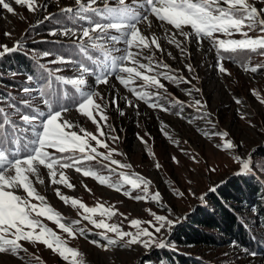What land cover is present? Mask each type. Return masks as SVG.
Listing matches in <instances>:
<instances>
[{
  "label": "snow or ice",
  "instance_id": "snow-or-ice-1",
  "mask_svg": "<svg viewBox=\"0 0 264 264\" xmlns=\"http://www.w3.org/2000/svg\"><path fill=\"white\" fill-rule=\"evenodd\" d=\"M75 3L79 6L77 18L88 21V26L64 27L61 34L77 38L79 53L83 57L78 65L80 75L76 78L57 76L55 79L62 84L72 85L76 89L79 95L72 96L71 103L75 105V111L96 125V134L67 118L72 108L65 105L56 94L51 80H48L39 93L41 97H45L42 102L47 106V113L20 114V120L26 125L33 126L30 139L13 136L12 133L4 131L5 125H11L14 131H18V128L9 114L0 108V254L17 257L22 264H31L34 256L28 253V249L22 242L43 245L58 254L66 264H89L86 254L70 246L68 240L60 234L63 233L70 239L83 237L90 229L80 227L81 219L95 229L102 230L98 234L106 243L100 240H91L89 243L104 251L113 248L132 249L133 246H139L148 252L154 248L163 249L169 242L160 238L159 234L162 231H170L178 223L177 220L169 219L166 215H159L149 210L152 219H131L129 226L135 231H125L119 224L108 222L118 214L124 215L114 206H106L103 203L88 206L78 198L63 194L60 188L56 187L55 195L65 205L80 210L78 215L81 219L66 222L65 216L48 203L46 196L38 190L37 184H45L41 169L47 170L46 175L52 185H62L68 189H73L74 184L70 181L66 170H74L83 177L94 179L100 185L122 192L130 199L150 200L157 204H160L162 200L159 191L150 194L151 180L139 173L123 171L132 166L113 158L123 153L110 147L107 140L116 142L119 137L105 132V127L111 132L115 129L108 124V116L102 105L97 102V97L102 99L100 93L91 87L86 89L83 87L87 84L86 75H93L98 85L109 84L110 78L114 75L115 79L138 100L144 101L153 109L159 108L167 112L169 109L162 104L150 102L159 99V92L150 93L132 86L139 80L142 81L141 88L167 91L165 84L161 82L162 79L177 84L192 83V80L183 75L173 74L174 70L167 63L156 60L154 54L143 57L148 61L147 63L141 62L140 57L144 50L152 48L161 52L164 50L161 44L162 39L178 49L181 56L191 55L188 44L193 39L197 44H202L205 39L209 40L218 58V71L226 75L231 73L224 65L225 60L236 62L240 53L264 56V8H258L251 0H102V6H98V0H75ZM14 4L23 6L32 13L39 11L42 7L39 0H14ZM0 7L7 13L18 15L13 3L9 0H0ZM61 11L71 13L73 9L66 8ZM80 12L92 13L98 18L93 19L88 15L80 16ZM51 18L49 14L44 17V20ZM154 25L163 29L162 37H158L153 31ZM113 32L117 34H112ZM149 32H151L150 35ZM250 33L258 34L253 36ZM50 34L55 36L57 32L53 31ZM237 34L241 38H232ZM3 35L11 38L13 32L5 31ZM221 35L225 38H220ZM121 43L125 47H117ZM22 47V41L19 39L14 40L11 46L0 42V58L16 53ZM42 55L48 57L51 53L45 51ZM168 55L171 56V52ZM57 62L70 63L71 61H66L63 57L59 58V61H50V63ZM240 63L245 72L255 74L264 70V64L250 67L242 61ZM40 67L43 68L44 65ZM185 67L188 72L195 71L191 64H186ZM27 79L31 81L33 77L28 76ZM192 79L197 77L193 76ZM194 90L200 92L199 88ZM23 91L28 93L30 89L24 88ZM192 91L193 89H189L187 94L191 95ZM252 95L256 97L259 104L264 105V96H261L260 92L253 89ZM23 103L27 105L28 101L25 100ZM112 103L116 104V101L113 100ZM127 103L128 106H132L131 101ZM177 103L181 102L177 101ZM235 103L240 105L242 101L236 98ZM189 106L196 107L197 111L206 107L199 99H195L194 104ZM9 107L14 108L15 105H9ZM116 107L119 108V105L116 104ZM120 115H124L123 111ZM241 119L246 120L250 128L256 127L248 113L242 114ZM213 135L225 138L221 145L225 150L234 151L240 147V144L228 139L227 131L213 133ZM140 139L146 143L142 137ZM100 149L106 151H100ZM175 159L173 157V160ZM191 159L198 163L195 155ZM234 160L238 164L236 175L249 174L256 168L254 157L248 153L235 155ZM93 161L107 169L109 175H103L98 169L89 166L88 162ZM155 167L160 168V164L156 163ZM118 169L120 170L119 179L113 181L111 174L117 173ZM210 171L214 172L215 168ZM84 187L87 189V185ZM136 190L141 191L143 195L134 196L133 192ZM173 191L181 198L185 195L179 189H173ZM216 191V185L207 189V192L215 193ZM191 194L195 195L194 192ZM205 195L197 198L204 202ZM97 216L101 218L96 219ZM45 220L54 224L59 231L49 227ZM109 233L113 235L110 236ZM245 251L247 252V249ZM35 259L41 258L35 256ZM140 264H152V261L146 258Z\"/></svg>",
  "mask_w": 264,
  "mask_h": 264
},
{
  "label": "rangeland",
  "instance_id": "rangeland-1",
  "mask_svg": "<svg viewBox=\"0 0 264 264\" xmlns=\"http://www.w3.org/2000/svg\"><path fill=\"white\" fill-rule=\"evenodd\" d=\"M9 2L13 3L15 12L18 15L7 13L6 10L0 7V42L11 46L14 40H21L23 47L19 51L34 57L41 64L43 63L47 66L48 70H46L51 73L52 87L55 89L56 94L65 105L71 106L72 111L67 114V118L87 131L96 134V125L75 111V105L71 103L70 98L79 95L76 89L72 85L62 84L55 79L57 76L76 78L80 75L78 65L81 61L64 58L66 61L71 62L50 63L53 60L59 61L61 57L58 54L43 57L42 53L45 52L44 50L38 47H35L36 49L30 48L32 44L46 40L72 43L79 46L76 37L62 35L60 27L53 28L57 25V21L54 22V18L57 19L58 15L68 13L61 11V9L72 8L73 12L71 13H77L79 6L76 5L75 0H39L42 6L41 9L32 13L23 6L15 5L14 0H9ZM251 2L258 8H264V0H251ZM98 6H102V0H98ZM49 14H51L52 18L44 20V17ZM97 18L95 17V19ZM50 23L55 24L52 30L44 31L43 28L48 27L47 25ZM76 23L80 27L88 26V21L86 20L84 23L82 21ZM141 27L143 28V26ZM5 31H12V37H5L3 35ZM53 31H56L57 35H51L50 33ZM153 31L158 37H162L164 34L163 29L157 25L153 26ZM112 34L117 33L113 32ZM148 34L150 35L151 32ZM257 34L250 33L253 36ZM220 38L225 37L221 35ZM232 38L239 39L241 37L237 34ZM161 44L164 49L162 52L157 51L155 48L144 50L140 57L141 62L147 63L148 61L143 57L154 54L156 60L167 63L174 70L173 74L183 75L187 79L192 80V83L177 84L162 79L161 82L165 84L167 91L141 88L142 81L139 80L132 86L138 90L149 91L150 93L159 92V99L150 102L162 104L169 111L165 112L159 108L153 109L144 101L138 100L115 79L114 75L110 78L107 85H98L95 83L93 75H86L87 84L83 86L85 89L91 87L100 93L102 99L97 97V102L104 108L105 114L108 116V124L115 129L114 132H111L110 129L105 127V132L119 137L116 142L110 139L107 140L110 147L116 148L120 153H123V155H116L113 158L132 166L130 169L123 171L139 173L151 180L150 194L159 191L162 197L160 204L150 200L136 201L130 199L125 197L122 192H116L100 185L94 179L83 177L82 174L75 173L74 170H66L70 181L74 184L73 189L65 188L62 185H52L47 178V170L41 169L45 184H37L36 186L40 193L46 196L48 203L65 216L66 222L81 219V216L78 215L80 210L74 209L70 205H65L55 195L54 189L56 187H59L63 194L78 198L88 206H95L97 203L114 206L119 213L124 215L118 214L108 222L119 224L125 231H135L129 226L131 219H152L149 210L159 215H166L169 219L177 220L178 223L170 231H162L159 234L160 238H164L170 243L175 230L187 221L189 213L199 207H204L210 193L207 192V189L212 185H216L218 191L231 177L236 175L238 164L235 162L234 157L242 153H248L254 157L256 168L251 174H254L260 180L264 189V160L257 156L258 150L264 147V105L259 104L256 97L252 95V90L255 89L261 93V96H264V70L255 74L245 72L241 67V61L225 60L224 65L231 75L220 73L217 68L218 58L215 49L211 47V42L207 39L202 44H197L196 40L193 39L188 44L190 56H181L178 49L173 45H169L163 39ZM109 46L111 47V45ZM117 47L123 48L125 45L121 43ZM133 51L137 50L133 49ZM169 52H171V56L168 55ZM244 63L250 67L264 64V56L253 53L251 56H247ZM186 64H191L195 71L188 72L185 67ZM57 69L59 71H56ZM193 76H196L197 79H192ZM14 77L28 84V86H22L17 93L23 94L24 101L27 99L31 100L29 104L37 108L34 114L39 112H45L46 114L47 106L42 102L45 97L39 95L42 89L41 86L29 81L27 79L28 76L25 74L15 75ZM3 88L7 91L15 92L13 88ZM24 88H29L30 91L25 93L23 91ZM195 88H199L200 92H196ZM189 89H193L191 95L187 94ZM65 93H67V96H65ZM236 98H239L242 104L237 105L235 103ZM195 99L201 100L206 107L201 108L199 111H197L196 107H190L189 105L194 104ZM113 100L116 101L119 108L112 103ZM128 101H131L132 106H128ZM177 101L181 103H177ZM3 102L0 100V108L4 110L11 105L7 102L8 107L2 106ZM121 111H123L124 115H120ZM244 113H248L249 118L256 124L255 128H250L246 120L241 119V115ZM11 116L15 124L16 120L20 119V114L17 112ZM97 119H99V116H97ZM8 126L12 128L11 125ZM17 127L20 129V133L13 136H22L24 139L32 137L31 128L33 126L24 123V125H18ZM223 131L229 133L228 139L240 144L238 149L230 151L222 148L221 145L225 138L213 135V133ZM205 133H208V135H205ZM141 137L146 143L141 141ZM100 151L106 150L100 149ZM193 155L196 156L198 163L193 162L191 159ZM173 157L176 159L173 160ZM156 163L160 164V168L155 167ZM88 164L98 169L101 174L109 175L108 170L95 161L88 162ZM212 168H215L214 172L210 171ZM119 171L118 169L117 173L111 174L113 181L119 179ZM85 185L91 191H88L84 187ZM173 189L183 191L184 197L181 198L176 195ZM193 192L195 195L191 194ZM205 193L207 194L205 195ZM133 195H143V193L136 190ZM201 195H205L204 202L197 198ZM245 215L250 218L252 223L256 224V230L264 235V226L256 219L254 209L248 206ZM100 218L99 216L96 217V219ZM44 222L49 227L59 231L51 222L46 220ZM80 227H87L90 231L85 232L83 237L76 239L67 238L63 233L60 234L68 240L70 246L86 254L89 264H140L142 260L153 256L158 250V248H154L151 252H148L139 246H133L132 249L113 248L104 251L89 243L91 240H100L102 243H106L98 234L102 230L95 229L82 219ZM109 235L113 234L109 233ZM22 244L28 249V253L34 254L31 264H66L58 254L43 245L29 244L27 242H22ZM178 250L194 253L214 264H264V247L258 252H254L255 255H251L253 252H246L242 247L227 243L219 246L178 248ZM21 255L26 254L21 253ZM35 256H39L41 259L36 260ZM0 264H22V261L17 257L0 254Z\"/></svg>",
  "mask_w": 264,
  "mask_h": 264
},
{
  "label": "trees",
  "instance_id": "trees-1",
  "mask_svg": "<svg viewBox=\"0 0 264 264\" xmlns=\"http://www.w3.org/2000/svg\"><path fill=\"white\" fill-rule=\"evenodd\" d=\"M79 15H88L95 19L92 13L83 12ZM54 20V22L57 21V25L50 23L47 25L48 27L43 28L44 31L52 30L54 25L53 28L60 27L61 29L71 26L80 28L76 22L82 21L84 23L85 21L78 19L77 13H63ZM32 46L30 48L38 47L63 58L74 61L83 60L77 44L46 40L32 44ZM251 54L253 53H240L237 61L244 63L247 56H251ZM40 65L44 64L20 51L11 53L0 60V100L4 101L2 106L8 107L7 102L15 105L14 108H5V112L9 114L12 121H14L11 116L13 113L32 115L36 113L35 110L37 109L32 105L29 107L30 99L26 100L28 101L27 105L23 103V94L17 93V91L24 85L28 86V84L14 76L21 74L32 76L33 80L31 81L43 88L48 80L52 81V78L47 71V66L44 65L41 68ZM3 87L13 88L15 92L7 91ZM16 124L17 126L24 125V122L17 119ZM17 128L18 131H14L13 128L5 125L4 131L15 135L20 133L19 127ZM257 156L264 160V147L258 150ZM248 206L254 209L256 219L264 226V189L262 183L251 173L234 175L220 190L209 193L204 207H199L189 213L187 221L177 227L173 239L167 247L158 249L153 256H149L147 259H150L152 264H214L194 253L181 252L178 248L219 246L223 243L235 244L247 249V252H258L264 247V235L256 230V224L252 223L250 218L245 215Z\"/></svg>",
  "mask_w": 264,
  "mask_h": 264
}]
</instances>
